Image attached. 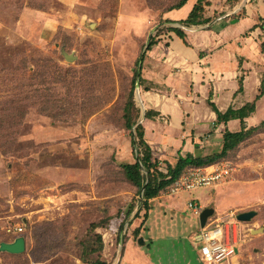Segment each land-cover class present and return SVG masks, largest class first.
Returning <instances> with one entry per match:
<instances>
[{"label":"rangeland","instance_id":"obj_1","mask_svg":"<svg viewBox=\"0 0 264 264\" xmlns=\"http://www.w3.org/2000/svg\"><path fill=\"white\" fill-rule=\"evenodd\" d=\"M178 2L0 0V244L20 236L26 240L20 254L0 251V264H117L129 243L136 249L130 257L143 264L154 246L150 235L162 237L160 249L170 261L173 258L169 264H204L190 241L200 227L199 219L186 211L192 197L201 198L204 205L213 199L207 205L217 211L210 218H219L225 241L237 238L240 250L237 247L238 254L225 260L228 264H264V95L247 124L257 129L215 162L228 166L230 176L194 192L161 191L151 202L146 224L143 195L123 169L137 155L135 132L126 128L123 116L134 74L143 68L138 59L152 34H160L170 45L172 35L167 25L162 27V16ZM244 12L231 14L243 17ZM263 39L248 40L253 48L236 41L242 51L236 50L244 54L225 62L244 78L236 104L247 99V93L252 100L259 93ZM166 43L150 50L158 51V60L167 52ZM63 48L75 60H67ZM163 59L176 72L168 73L165 82L172 77L180 83L182 62ZM159 65L144 71L160 79ZM137 84L139 120L151 128L148 142L166 172L168 164L175 166L179 155L188 153L186 122L208 120L201 111V94L188 84L161 95L164 111L155 123H148V107ZM145 86L157 92L155 86ZM154 98L146 95L149 101ZM223 131L212 127L193 141L191 150L199 156L219 154ZM251 210L257 212L251 221L237 220L239 213ZM258 228L263 230L252 232ZM98 246L102 250L93 252Z\"/></svg>","mask_w":264,"mask_h":264},{"label":"crops","instance_id":"obj_2","mask_svg":"<svg viewBox=\"0 0 264 264\" xmlns=\"http://www.w3.org/2000/svg\"><path fill=\"white\" fill-rule=\"evenodd\" d=\"M211 1H212V5L206 9L205 16H213L216 13L221 17L219 19H218L219 16L214 18L208 24V26L183 27L179 23L180 20H183L188 17L196 2L195 0H189L183 7L179 9H174L172 11H168L164 14L165 19L172 20L175 24H177L178 27H182L185 29V32L187 34V41L189 42L190 45L185 44V42L181 38H179L176 34L170 32L172 35L169 39L170 45L166 43L167 42L166 40H163L159 44L155 45L156 47V46H161L162 44L165 45L166 43V45L168 46L167 52L163 53L162 58L158 60L159 58L157 59L156 56L154 55L155 52L158 53V51H154V52L153 50L149 51L143 62L142 71L139 69L145 80L144 85L155 86L157 92L154 93L150 91L149 88L146 86L145 89L144 86H142L141 88L140 82H138L137 84L138 86H140L139 92L141 95V99L142 102L148 107L147 110L149 109L157 110L160 112V116L164 111V108L161 107L162 104V100L160 99V97H162L161 95L165 93L169 94L170 91L179 90L183 87L186 88L188 87V84L189 86H192L196 92H200L201 96L199 101L200 103L204 104L201 107L202 108L201 111L202 114L205 112L206 116H208L206 119L208 120H202L201 123H198L199 121L193 120L192 118V120L186 122V126L188 124V127L186 129V133L183 136V139L186 140L185 148L187 149L188 153H193V154L194 152L191 150V147L194 146L192 145L193 141L200 140V138L204 136V133L212 130V127H217V128L224 127V131L222 132V138L226 128H228L231 131L240 130L241 126L239 120H231L228 123L218 122L217 114L209 106L208 101L210 100L214 102L216 106L219 108V110L225 112L229 107L240 108L243 105H245L247 102H250L252 100L251 95L248 96L247 93V99H245L241 103L236 104V102L238 101L237 92L240 91L239 79L241 76L238 77V75L236 74L237 69L234 70V72L233 70L231 71V68L229 67L230 65L226 66L225 62L229 61V63H231L233 61L232 58L237 60L238 54L240 55L244 54L239 52V50H236L239 48L240 51H242L241 49L242 47H238L240 44L237 45L236 41L239 43L238 40H244V43L252 47L251 46L252 41H248V40H261V38L262 39L264 38L263 37L264 31L260 26L256 27L253 31H250L251 27H253L255 24L259 22V18L264 19V0H239L238 2L229 5L225 4L226 0H211ZM240 10L245 11L243 17L233 16L231 14V13L234 14ZM224 11L228 12L229 14H225L224 16L221 15V13L222 12L224 13ZM210 43H215V44L211 45ZM245 47L247 48L246 45ZM170 54L173 55L170 56ZM245 55L247 54L245 53ZM165 57H167L168 60L174 57L175 60L178 59L182 62L183 68L179 73L181 76L180 83L177 81L178 79L172 80V77H170V80H166L165 82L164 77H167L168 73L171 72V75L176 74V72L174 74L172 73L174 68H172L170 64L162 62V60L164 61L163 58ZM217 61L221 62L220 65L218 64ZM157 62L160 63L158 68V70L161 72L159 74L160 79L158 78V76H153L150 73L146 74L144 71L145 69L150 70V68L154 67V64ZM228 70H230L229 73L231 75L232 74L234 75V73L236 74L232 78L231 75L229 76L230 81L226 80V77L228 75L227 74ZM175 77L178 78L177 76ZM237 82H238V86H237ZM212 85L214 86L213 88L214 90H212L211 88ZM161 87L163 88L161 89ZM243 90H244V83H243ZM147 94H154L158 98L157 99L154 98V100L149 101L146 99ZM149 103L152 104L150 105ZM168 109L165 111L169 112ZM254 114L245 119L246 124H248L249 119L253 118ZM176 117L177 116L175 115L174 119L176 121L174 120V122L177 125V123L179 122V118ZM147 121L148 123L156 122L155 120H150V119H147ZM230 125H234L233 129L229 128ZM145 128H146L145 137L147 141H150L148 135L150 136V134H152V130L151 128L148 129V126H145ZM213 131L216 133L218 129H214ZM193 132L196 133L194 134V136H193ZM198 147L200 146L199 145L197 146L196 144L195 148L197 149ZM195 198L199 199L203 204V200L201 198L198 197ZM211 200L213 199L208 198V201L204 202L205 203V205L203 204L204 208L211 206V204L207 205V203ZM213 208H215V212H216L217 207H213ZM194 232L191 233V236L193 235ZM160 238L153 239L154 246L151 252V257H147V259L142 261L141 263L169 264V262H173V258H171L170 261L169 256L165 257L166 251H162L164 247L160 245L161 243L159 242ZM173 242L174 241H172V249L174 250ZM238 243L239 242L237 241L236 247H238V249L240 250L239 245L237 246ZM125 250H126L125 255L117 264H138L139 263L138 261L140 260L137 261L134 258L130 257L133 256L132 250L135 251L136 249L129 243ZM145 261L146 263H144ZM228 263L229 261H224V263L222 262L220 264H228Z\"/></svg>","mask_w":264,"mask_h":264},{"label":"trees","instance_id":"obj_3","mask_svg":"<svg viewBox=\"0 0 264 264\" xmlns=\"http://www.w3.org/2000/svg\"><path fill=\"white\" fill-rule=\"evenodd\" d=\"M189 0H179V2L171 7H169L164 13L168 11H172L174 9H179L183 7ZM195 4L188 15L187 18L180 20L179 23L183 27H191V26H201L206 23H210L214 18H216L217 14L215 13L213 16H205V11L208 7L212 5L211 0H195ZM239 0H226L225 4H233L238 2ZM163 22L162 27L164 25L167 31L176 34L179 38H181L185 44L190 45L187 41V34L185 29L178 26L168 25L174 23L172 20L165 19L164 15L162 16ZM260 26L264 31V19L259 18V22L251 27L250 31H253L256 27ZM160 34H152L148 43L146 45L145 50L142 51L140 57L138 59V63L142 64L144 62L147 53L157 44L161 42ZM262 52L264 53V39L261 43ZM202 55V54H201ZM241 63V62H240ZM141 70V69H140ZM138 70L134 74L133 86L129 94L128 101L126 103L124 109V119L125 126L132 133L135 132L134 137V146L136 150V161L134 163H125L123 164V169L125 175L129 181L134 183L136 187H138V192L142 193L144 199V206L146 209L143 224H146L151 216V202L156 199L160 192L170 188L173 186L174 182L179 179L182 174L189 167H205L215 163L219 158L225 156L230 151L236 149L240 143L246 140L249 135L257 129L256 126H252L250 128L247 127L246 118L250 117L256 112L257 102L264 95V79L262 77L261 86L259 89V93L255 97L253 101L247 102L240 108L229 107L225 112L219 110L216 104L212 101H208L209 106L216 112L217 121L228 123L231 120H239L240 121V130L231 131L226 128L223 133V146L219 154H212L208 156H199L193 153H187L186 155H179L178 161L175 166L168 164L167 171L164 172L160 170V161L155 157L152 146L147 141L145 134L146 128L143 123L140 122V106L135 101V86L137 81L140 82L141 88L144 86L145 80L142 76L141 71ZM243 77L241 76L239 79L240 87L239 90H243ZM160 116V112L154 109H149L145 112V118L150 120H155ZM134 129V131H133ZM92 227L96 228L97 225ZM138 232V230L136 231ZM147 234L150 235L147 230ZM101 239V236H97ZM150 238L153 239L150 235ZM102 246H98L96 249H93V252L101 251Z\"/></svg>","mask_w":264,"mask_h":264},{"label":"built area","instance_id":"obj_4","mask_svg":"<svg viewBox=\"0 0 264 264\" xmlns=\"http://www.w3.org/2000/svg\"><path fill=\"white\" fill-rule=\"evenodd\" d=\"M219 163L205 167L189 168L177 179L169 189L172 194L194 192L201 187H212L230 176L228 166H220ZM201 201L195 197L187 200V209L195 219L201 218L204 210ZM21 229V228H20ZM224 226L220 224L219 218H209L205 226H201L193 233L190 240L197 250L200 260L205 264H220L237 253V238L234 242L225 241ZM237 236V235H236Z\"/></svg>","mask_w":264,"mask_h":264},{"label":"water","instance_id":"obj_5","mask_svg":"<svg viewBox=\"0 0 264 264\" xmlns=\"http://www.w3.org/2000/svg\"><path fill=\"white\" fill-rule=\"evenodd\" d=\"M62 53L65 56V58L69 61H73L76 58L74 55L69 54L67 51H65L64 48L62 49ZM214 213H215V208L206 207L201 214V218H200L201 226H205L207 223V220L211 216H213ZM256 215H257V212L255 210H251V211L239 213L236 216V218L237 220L241 222H248V221H251ZM261 230H263V228L253 229L252 232H259ZM25 248H26V240H25V237L23 236L16 238L13 242H2L0 244L1 252H9L13 254H20L25 251Z\"/></svg>","mask_w":264,"mask_h":264}]
</instances>
